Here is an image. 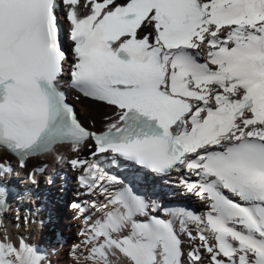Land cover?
I'll return each mask as SVG.
<instances>
[{
	"label": "snow or ice",
	"instance_id": "1",
	"mask_svg": "<svg viewBox=\"0 0 264 264\" xmlns=\"http://www.w3.org/2000/svg\"><path fill=\"white\" fill-rule=\"evenodd\" d=\"M66 75L111 109L99 128L68 102ZM0 150V227L17 168L54 153L77 173L90 198L69 205L86 224L77 264H264V0H0ZM125 162L175 173L204 210L138 193ZM0 264L51 260L5 231Z\"/></svg>",
	"mask_w": 264,
	"mask_h": 264
},
{
	"label": "bare ground",
	"instance_id": "2",
	"mask_svg": "<svg viewBox=\"0 0 264 264\" xmlns=\"http://www.w3.org/2000/svg\"><path fill=\"white\" fill-rule=\"evenodd\" d=\"M64 27L67 28L65 23ZM66 41L67 38L65 37ZM77 103L78 110H82L79 112L81 120L85 124H89L92 120H95L97 128L100 127L103 115L106 112H111L110 108L98 105L87 99L79 98L77 99ZM56 151L68 157L73 155L70 146H57ZM85 151L87 150L85 149ZM1 152L0 150V154ZM1 155L6 154L3 153ZM36 162L32 160L30 164H35ZM38 162L47 165L46 171L39 177V185L35 188L33 187L31 190L34 196L39 197V200L33 201L30 197L24 195L26 193V185H16L20 191L11 196V206L4 214L3 233L1 232L0 234H4L6 231L12 239H18L22 235L32 244L38 245L42 251H46L49 254L51 264H77V260L73 255V245L79 244L84 239L83 236L78 234V231L83 228V225L86 228V224H83L84 214H78L69 205L75 200L90 198L82 194L77 197L76 193L82 192V189L78 186L74 171L57 164L54 153L45 154L44 158ZM54 169L66 172L64 180L67 186L63 197H61L60 175L55 178L54 183L49 184L46 180L47 175ZM119 175L126 181H129L138 193L158 198L168 205H182L198 212L204 210V205L194 196L181 195V190L173 187L170 181L175 177V173H173V177H161L133 164L123 163V167L119 170ZM9 182H16V179L11 177ZM17 196L20 197L19 200L16 198ZM37 204H41L43 209L39 216L29 211L30 209H34ZM17 207L19 208V216L21 218L18 222V227L17 221L13 219V213ZM93 211L90 206L87 208L88 213ZM27 214L30 215L27 216ZM25 216L28 217L27 220L24 219ZM32 217L35 220H32ZM38 217L40 218V223L36 221ZM41 220H43V224H41ZM70 246H72V253L68 255L67 251L70 250ZM187 247L188 244L186 242V250ZM79 264H87V262L83 258H80ZM204 264H207L206 259Z\"/></svg>",
	"mask_w": 264,
	"mask_h": 264
},
{
	"label": "rangeland",
	"instance_id": "3",
	"mask_svg": "<svg viewBox=\"0 0 264 264\" xmlns=\"http://www.w3.org/2000/svg\"><path fill=\"white\" fill-rule=\"evenodd\" d=\"M66 225H67V224H66ZM67 226H69V225H67ZM78 234H79V232H78ZM71 253H72V250H71V248H70V250L67 251V254L70 255Z\"/></svg>",
	"mask_w": 264,
	"mask_h": 264
}]
</instances>
